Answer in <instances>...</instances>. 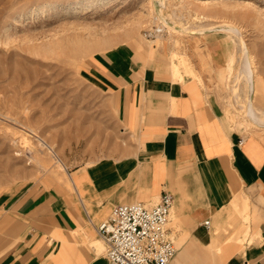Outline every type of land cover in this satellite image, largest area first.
I'll list each match as a JSON object with an SVG mask.
<instances>
[{
  "label": "crops",
  "instance_id": "1",
  "mask_svg": "<svg viewBox=\"0 0 264 264\" xmlns=\"http://www.w3.org/2000/svg\"><path fill=\"white\" fill-rule=\"evenodd\" d=\"M154 50L124 43L84 63L86 79L114 98L129 142L120 156L67 167L55 187L2 193L0 264H107L98 227L115 206L152 207L166 192L181 251L171 264H198L187 258L194 248L199 264H264V138L233 129L200 75L175 76L174 60L167 70L150 61Z\"/></svg>",
  "mask_w": 264,
  "mask_h": 264
},
{
  "label": "rangeland",
  "instance_id": "2",
  "mask_svg": "<svg viewBox=\"0 0 264 264\" xmlns=\"http://www.w3.org/2000/svg\"><path fill=\"white\" fill-rule=\"evenodd\" d=\"M101 1L0 0V195L34 182L55 187V178L61 179L47 151H41L47 169L32 161L31 147L42 149L39 139L54 145L71 168L124 153L121 146L129 141L114 98L82 71L94 54L124 43H139L143 50L154 46L150 61L165 64V70L173 60L187 59L182 71L189 67L200 74L233 129L264 138V126L242 108L249 87L236 78L246 54L259 83L251 97L264 109V0ZM226 23L237 27L240 37L220 28ZM163 24L173 41L168 34L155 38ZM201 26L207 29L200 32ZM154 40L177 50L176 60ZM176 246L179 254L177 239ZM193 250L189 260L206 259L199 248Z\"/></svg>",
  "mask_w": 264,
  "mask_h": 264
},
{
  "label": "built area",
  "instance_id": "3",
  "mask_svg": "<svg viewBox=\"0 0 264 264\" xmlns=\"http://www.w3.org/2000/svg\"><path fill=\"white\" fill-rule=\"evenodd\" d=\"M174 201L166 192L152 207L141 202L116 205L98 227L107 264H171L177 254L176 236L169 226Z\"/></svg>",
  "mask_w": 264,
  "mask_h": 264
},
{
  "label": "bare ground",
  "instance_id": "4",
  "mask_svg": "<svg viewBox=\"0 0 264 264\" xmlns=\"http://www.w3.org/2000/svg\"><path fill=\"white\" fill-rule=\"evenodd\" d=\"M154 1H159V3L161 5H164V3H165V5H167L170 0H154ZM102 3H105V1H103ZM162 12H163V8H161V10H160V13H162ZM226 24L227 25H223V24L222 25L218 24V25H220V28L223 29V31H225V30H226V32L229 31V33L236 34V35H238V37H240V30L237 27L231 26L228 23H226ZM164 27H165V24H163V26L159 28V31L160 32H158L156 35H154L155 38L157 37L158 39L165 40L166 34H168V32L167 33H163ZM198 27H200V26H198ZM205 27L206 28H203V27L200 28V32H201V29H202V31L204 29H207V26H205ZM185 28H188V27H185ZM197 29L199 30V28H197ZM208 29H209V27H208ZM173 36H174L173 33L171 31H169L168 39L173 41V39H174ZM240 41H241V39H240ZM241 42H243V41H241ZM176 45H177V43H176ZM243 46H244V43H243ZM246 50L248 51V49H246ZM244 52L246 53L245 48H244ZM178 55H179V52L177 50H175V49H172V57L175 59L176 57H178ZM242 55H244V53H242ZM179 58H180V56H179ZM241 61H242L241 62V68L239 69V71H238L239 73L236 76V78H237V80H245L246 85H248V87H249L248 88L249 89V93H247V94H249V96H246V100H245L246 102L243 101L246 104L244 106L242 105V108L244 107L245 112H246V116L253 123H255L256 125H258L259 127H263L264 126V109L263 108H260L258 106L257 101H253L252 100L251 93H250L251 91L257 92V87H258V84L259 83L257 82V80H255L256 71H255L254 67L252 66V60L249 59L246 54L243 56V58H241ZM187 63H188V60L187 59L186 60L184 59L183 62L181 61L179 63L176 62V61H174L173 62V72H174V75L175 76L183 77L182 74L186 72V73H188L190 75H193L195 77H199L200 74H198V72L196 70L191 69L188 66H187L188 67L187 68L188 69L187 71H185V72L182 71V67L183 66H181V65H186ZM234 87H235V85H234ZM234 87H233V91L235 90V93H234L235 98L238 99V98L242 97L241 96L240 89L237 90L238 89L237 88L238 85L236 86V88H234ZM243 102H241V103H243ZM39 141H40V145H41L42 149H40V146H39V149H37L34 146L33 147L30 146L31 147V150L30 151L35 152L34 153V156H31L32 161H35L36 164L40 166V168H46L47 169V167L45 166V162L46 161L43 158V156H41V153H42L41 151H43V152L44 151H47L48 153H50L53 156V159H54V162H55V166L58 169V175H59V177L64 180L66 178V170H67V167L65 166L64 162L62 161L60 151L57 150L54 145L49 144L48 141H45L44 139H39ZM21 154H22V152H21ZM46 159H48V158H46ZM99 244L103 247V243L102 242L99 241Z\"/></svg>",
  "mask_w": 264,
  "mask_h": 264
}]
</instances>
